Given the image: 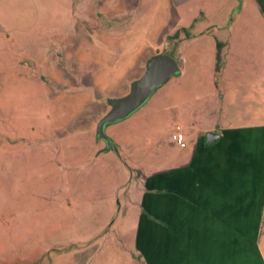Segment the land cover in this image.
Here are the masks:
<instances>
[{
  "label": "rangeland",
  "instance_id": "374dc122",
  "mask_svg": "<svg viewBox=\"0 0 264 264\" xmlns=\"http://www.w3.org/2000/svg\"><path fill=\"white\" fill-rule=\"evenodd\" d=\"M157 53L182 72L107 124V147L99 119ZM229 124L264 125L256 0H0V264H140L164 171ZM252 237L264 262V184L257 215L231 214Z\"/></svg>",
  "mask_w": 264,
  "mask_h": 264
},
{
  "label": "crops",
  "instance_id": "0c3cea01",
  "mask_svg": "<svg viewBox=\"0 0 264 264\" xmlns=\"http://www.w3.org/2000/svg\"><path fill=\"white\" fill-rule=\"evenodd\" d=\"M210 132L217 136L201 140L190 161L164 171L162 222L140 214V264H264L253 237L231 238V214L257 215L261 205L264 125ZM143 229L150 236L142 238ZM243 245L248 252L238 253Z\"/></svg>",
  "mask_w": 264,
  "mask_h": 264
},
{
  "label": "water",
  "instance_id": "95a60500",
  "mask_svg": "<svg viewBox=\"0 0 264 264\" xmlns=\"http://www.w3.org/2000/svg\"><path fill=\"white\" fill-rule=\"evenodd\" d=\"M181 71L182 68L177 58L167 53H157L149 57L145 64V71L131 82L128 93L110 100V109L96 125V137L103 139L107 146L113 144V139L105 131L106 125L132 115L159 87L173 75L180 74ZM216 136V133L208 132L207 142H211Z\"/></svg>",
  "mask_w": 264,
  "mask_h": 264
},
{
  "label": "built area",
  "instance_id": "2783aa9c",
  "mask_svg": "<svg viewBox=\"0 0 264 264\" xmlns=\"http://www.w3.org/2000/svg\"><path fill=\"white\" fill-rule=\"evenodd\" d=\"M177 130H178V128H177ZM173 139L176 140V142L178 144H180L181 146H184L183 135L180 132L173 134Z\"/></svg>",
  "mask_w": 264,
  "mask_h": 264
},
{
  "label": "trees",
  "instance_id": "16d2710c",
  "mask_svg": "<svg viewBox=\"0 0 264 264\" xmlns=\"http://www.w3.org/2000/svg\"><path fill=\"white\" fill-rule=\"evenodd\" d=\"M256 2H257V4H258V6H259V8H260V10L264 16V0H256Z\"/></svg>",
  "mask_w": 264,
  "mask_h": 264
},
{
  "label": "flooded vegetation",
  "instance_id": "af4514ba",
  "mask_svg": "<svg viewBox=\"0 0 264 264\" xmlns=\"http://www.w3.org/2000/svg\"><path fill=\"white\" fill-rule=\"evenodd\" d=\"M113 144H111V146H112ZM107 147H109V146H107Z\"/></svg>",
  "mask_w": 264,
  "mask_h": 264
}]
</instances>
